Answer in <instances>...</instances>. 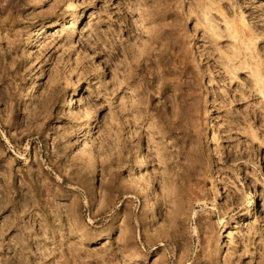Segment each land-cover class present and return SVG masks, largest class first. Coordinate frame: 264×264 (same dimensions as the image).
Returning a JSON list of instances; mask_svg holds the SVG:
<instances>
[{
    "label": "rangeland",
    "instance_id": "1",
    "mask_svg": "<svg viewBox=\"0 0 264 264\" xmlns=\"http://www.w3.org/2000/svg\"><path fill=\"white\" fill-rule=\"evenodd\" d=\"M0 264H264V0H0Z\"/></svg>",
    "mask_w": 264,
    "mask_h": 264
},
{
    "label": "bare ground",
    "instance_id": "2",
    "mask_svg": "<svg viewBox=\"0 0 264 264\" xmlns=\"http://www.w3.org/2000/svg\"><path fill=\"white\" fill-rule=\"evenodd\" d=\"M141 169V164L138 162L134 167V186L143 194L146 204H144V210L149 213L151 217L155 216V201L152 194V191L141 184L142 178L138 175L139 170ZM214 198L218 203H221L223 196L220 188L216 186L214 191ZM251 208L248 207L246 214L250 213Z\"/></svg>",
    "mask_w": 264,
    "mask_h": 264
}]
</instances>
